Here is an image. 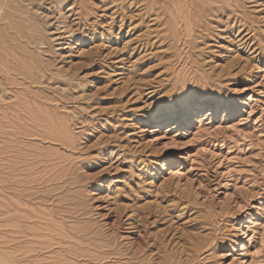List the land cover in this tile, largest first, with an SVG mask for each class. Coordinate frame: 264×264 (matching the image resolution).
Wrapping results in <instances>:
<instances>
[{
	"label": "rangeland",
	"instance_id": "rangeland-1",
	"mask_svg": "<svg viewBox=\"0 0 264 264\" xmlns=\"http://www.w3.org/2000/svg\"><path fill=\"white\" fill-rule=\"evenodd\" d=\"M0 2L3 264H264V0Z\"/></svg>",
	"mask_w": 264,
	"mask_h": 264
},
{
	"label": "bare ground",
	"instance_id": "bare-ground-1",
	"mask_svg": "<svg viewBox=\"0 0 264 264\" xmlns=\"http://www.w3.org/2000/svg\"><path fill=\"white\" fill-rule=\"evenodd\" d=\"M6 3H7V2H6ZM6 5H7V4H5V3H3V2H0V12L3 10V7L6 6ZM189 6H190V5H189ZM13 7H14V6H13ZM5 11H6V10H5ZM5 11H4V12H5ZM5 13H6V12H5ZM10 14H11V12H10ZM13 20H14V18H13ZM3 22H4V21H3ZM5 22H6V21H5ZM9 22H10V21H9ZM0 30H1V29H0ZM17 30H19V29H17ZM8 31H10V30H8ZM8 31H7V32H8ZM10 32H11V31H10ZM25 32H26V31H25ZM13 34H14V33H13ZM13 34H12V35H13ZM29 34H30V33H29ZM18 36H20V35L18 34ZM34 36H35V35H34ZM16 38H17V36H15L14 39H16ZM19 39H20V38H19ZM19 39H18V40H19ZM29 41H30V40H29ZM18 42H21V40H19ZM18 42H17V43H18ZM33 42H34V41H33ZM33 42H32V43H33ZM2 43H3V42H2ZM15 43H16V42H15ZM7 44L9 45V46H8V49L13 48V49L17 50V49H16L17 47L14 46L15 44H13V43H11V42H10V43H7ZM20 44H21V43H20ZM22 44H23V43H22ZM0 45H1V41H0ZM16 45H17V44H16ZM21 48H22V47H21ZM24 48H25V47H24ZM26 48H28V47H26ZM2 49H5V48H2ZM8 49L6 50L7 52H8ZM18 50H21V49H18ZM25 50H26V49H25ZM29 50H30V49H29ZM22 51L24 52V50H22ZM22 51H19V52H22ZM27 51H28V50H27ZM27 51H25V53H27ZM17 52H18V51H17ZM28 52H29V51H28ZM30 52H31V51H30ZM23 54H24V53H23ZM5 55H6V54H5ZM9 55H10V54H9ZM19 55H20V54H19ZM23 56H24V55H23ZM25 56H26V55H25ZM25 56H24V57H25ZM32 56H33V55H32ZM21 57H22V56H21ZM24 57H23V58H24ZM28 58H29V57H28ZM8 59H9V58H8ZM30 60H31V59H30ZM15 61H16V60H15ZM9 63H10V62H9ZM13 64H14V63H13ZM25 66H26V65H25ZM15 67H16V66H15ZM20 67H21V66H20ZM3 86H4V85H3ZM3 88H4V87H3ZM190 115H191L190 113L186 112L184 118H189ZM165 119H166V117H165L164 115L161 116V117L159 118V120H161V122L164 121ZM185 120H186V119H185ZM60 132H61V131H60ZM60 134H62V133H60ZM58 135H59V134H58ZM62 135H63V134H62ZM62 135H59V136H62ZM57 137H58V136H57ZM59 138H60V137H59ZM61 139H62V137H61ZM66 182H67V181H66ZM66 182H65V183H66ZM84 228H85V227H84ZM3 262H4V260H0V264H3Z\"/></svg>",
	"mask_w": 264,
	"mask_h": 264
},
{
	"label": "snow or ice",
	"instance_id": "snow-or-ice-1",
	"mask_svg": "<svg viewBox=\"0 0 264 264\" xmlns=\"http://www.w3.org/2000/svg\"><path fill=\"white\" fill-rule=\"evenodd\" d=\"M176 105H184V106H195L197 104H207L211 103L209 100H201L198 98H190L185 99L184 97H177V99L173 102Z\"/></svg>",
	"mask_w": 264,
	"mask_h": 264
}]
</instances>
